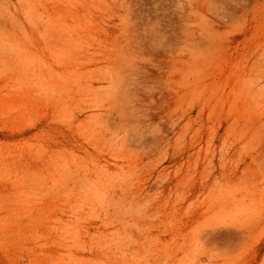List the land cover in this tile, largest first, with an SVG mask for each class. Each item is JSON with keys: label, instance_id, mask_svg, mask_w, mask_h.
I'll use <instances>...</instances> for the list:
<instances>
[{"label": "rangeland", "instance_id": "rangeland-1", "mask_svg": "<svg viewBox=\"0 0 264 264\" xmlns=\"http://www.w3.org/2000/svg\"><path fill=\"white\" fill-rule=\"evenodd\" d=\"M0 264H264V0H0Z\"/></svg>", "mask_w": 264, "mask_h": 264}]
</instances>
